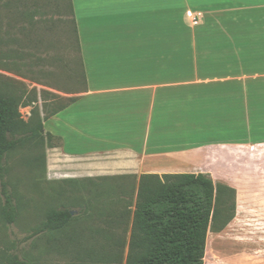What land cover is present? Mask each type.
I'll return each instance as SVG.
<instances>
[{"label": "crops", "instance_id": "crops-1", "mask_svg": "<svg viewBox=\"0 0 264 264\" xmlns=\"http://www.w3.org/2000/svg\"><path fill=\"white\" fill-rule=\"evenodd\" d=\"M122 1L81 0L79 26L68 0L73 24L40 30L35 58L19 60L23 119L37 110L50 136L46 180H108L132 192L141 175L186 174L201 146L233 138L199 145L180 137L233 129L239 112L243 148L264 150V80L251 82L264 72L250 69L264 60V0H133L161 17L144 26H133ZM189 13L201 14L197 25Z\"/></svg>", "mask_w": 264, "mask_h": 264}, {"label": "rangeland", "instance_id": "rangeland-1", "mask_svg": "<svg viewBox=\"0 0 264 264\" xmlns=\"http://www.w3.org/2000/svg\"><path fill=\"white\" fill-rule=\"evenodd\" d=\"M122 4L133 11V26L161 20L151 15L146 2L123 0ZM74 5L80 26L81 0H74ZM31 12L33 18L27 16ZM176 19L170 18L169 23H175ZM71 24L68 0H0L1 89L23 100V91L28 89L16 76L18 71L25 72V63L22 68L19 60H33L36 56L31 50L34 35L40 30ZM36 63L40 67L41 61ZM250 67L251 73L264 72V60ZM257 78L264 80V75L252 76L251 82H257L253 81ZM19 112L26 119L29 109L20 108ZM241 123L247 126L239 112L235 114L233 129H203L180 137L199 145L233 138L230 143L201 146V159L183 171L204 174L214 183L236 189L235 217L224 231H208L203 264H264V150L249 153L243 148L238 140L243 132ZM50 146L45 139L39 147L27 146L2 160L7 194L17 212L14 223H7L0 215V257L16 255L31 264H125L132 222L126 212L133 211L137 179L133 178L130 193L117 191L115 183L108 180L93 185L73 181L67 186L49 182L45 168ZM36 156H45L44 164L35 162ZM61 187L64 190L67 187V192ZM4 202L0 186V212ZM62 207L72 213L68 225L59 232L35 234L45 220L44 213ZM117 240H125V248L115 247L113 242ZM115 254L118 261L113 260Z\"/></svg>", "mask_w": 264, "mask_h": 264}, {"label": "trees", "instance_id": "trees-1", "mask_svg": "<svg viewBox=\"0 0 264 264\" xmlns=\"http://www.w3.org/2000/svg\"><path fill=\"white\" fill-rule=\"evenodd\" d=\"M27 16L33 18V12ZM21 98L6 94L0 87V186L5 198L0 215L7 223L15 222L17 210L7 194L2 160L19 149L39 147L45 139L50 141L49 134L43 135V119L37 110L31 111L27 121L22 118L19 109L26 104ZM34 161L44 164L45 156H36ZM135 187L133 211L126 212L132 222L125 264H203L208 231H224L235 217L236 190L224 183H214L201 173L141 175ZM66 188L61 187L63 192H67ZM71 216L64 207L48 210L35 234L59 232ZM113 245L125 248L126 244L125 240H117ZM113 260H119L117 254ZM0 264L31 263L8 255L0 257Z\"/></svg>", "mask_w": 264, "mask_h": 264}, {"label": "built area", "instance_id": "built-area-1", "mask_svg": "<svg viewBox=\"0 0 264 264\" xmlns=\"http://www.w3.org/2000/svg\"><path fill=\"white\" fill-rule=\"evenodd\" d=\"M188 17L190 18V21L193 25H197L201 19V14L196 13V14H188Z\"/></svg>", "mask_w": 264, "mask_h": 264}, {"label": "bare ground", "instance_id": "bare-ground-1", "mask_svg": "<svg viewBox=\"0 0 264 264\" xmlns=\"http://www.w3.org/2000/svg\"><path fill=\"white\" fill-rule=\"evenodd\" d=\"M239 184V183H238ZM253 186V185H252ZM249 189V188H248ZM250 193V192H249ZM246 206V205H245ZM243 207V206H242ZM247 211V210H246Z\"/></svg>", "mask_w": 264, "mask_h": 264}]
</instances>
